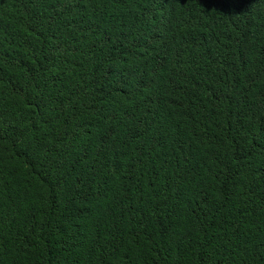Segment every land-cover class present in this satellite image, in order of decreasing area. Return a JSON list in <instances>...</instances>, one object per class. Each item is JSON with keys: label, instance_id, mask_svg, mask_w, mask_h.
Segmentation results:
<instances>
[{"label": "trees", "instance_id": "16d2710c", "mask_svg": "<svg viewBox=\"0 0 264 264\" xmlns=\"http://www.w3.org/2000/svg\"><path fill=\"white\" fill-rule=\"evenodd\" d=\"M0 264H264V0H0Z\"/></svg>", "mask_w": 264, "mask_h": 264}]
</instances>
